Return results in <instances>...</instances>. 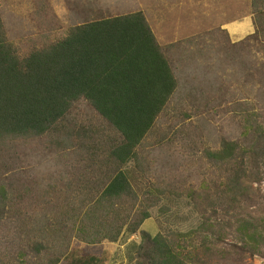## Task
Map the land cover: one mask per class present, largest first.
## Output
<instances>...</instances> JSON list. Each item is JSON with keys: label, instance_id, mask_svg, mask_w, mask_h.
<instances>
[{"label": "trees", "instance_id": "trees-1", "mask_svg": "<svg viewBox=\"0 0 264 264\" xmlns=\"http://www.w3.org/2000/svg\"><path fill=\"white\" fill-rule=\"evenodd\" d=\"M252 7L255 31L249 40L264 43V0H252ZM177 89L171 63L142 12L78 25L64 38L22 52L9 40L0 10V148L46 139L84 157L77 198H88L69 206L71 227H47L39 219L21 226L30 264H61L73 251V239L95 246L116 243L124 233L140 234L136 264L264 260V208L257 211V193L252 199L253 186L264 184L262 125L249 127L246 145L223 141L218 151H205L221 184L189 193L201 218L196 230L155 237L140 231L167 194L144 182L141 148ZM80 103L101 120L100 131L78 127L74 110ZM29 186L27 193L47 190ZM9 189L0 185V219L19 216L13 208L20 204L18 193ZM74 260L102 263L95 256ZM0 264L6 263L0 259Z\"/></svg>", "mask_w": 264, "mask_h": 264}, {"label": "rangeland", "instance_id": "rangeland-1", "mask_svg": "<svg viewBox=\"0 0 264 264\" xmlns=\"http://www.w3.org/2000/svg\"><path fill=\"white\" fill-rule=\"evenodd\" d=\"M0 8L9 40L22 52L64 38L78 25L136 12L145 15L171 63L178 89L141 148L148 176L144 182L167 194L140 231L155 237L196 230L201 218L189 193L221 184L205 151H218L223 141L246 145L252 137L249 127L264 126V43L249 40L252 27L242 36L225 28L254 15L252 0H0ZM74 117L78 127L100 131L101 120L84 103L76 106ZM6 145L12 149L0 148V185L18 193L15 200L20 204L13 208L20 211L15 219H0V259L30 264L21 226L39 219L43 226L71 227L66 219L69 206L88 198H77L84 157L50 146L46 139ZM36 184L47 190H39V195L35 188L25 191ZM253 188L252 199L257 193L261 211L264 184ZM140 242L139 233H124L116 243L95 246L78 245L73 239V251L61 264L88 256L101 264H136ZM253 262L264 264L260 258Z\"/></svg>", "mask_w": 264, "mask_h": 264}, {"label": "crops", "instance_id": "crops-1", "mask_svg": "<svg viewBox=\"0 0 264 264\" xmlns=\"http://www.w3.org/2000/svg\"><path fill=\"white\" fill-rule=\"evenodd\" d=\"M253 17L254 15H245L241 21H238L237 23H228L225 25V28L227 30L234 29L240 31L241 34H238V36H242V31L245 30V28L248 30L252 27L253 30L251 33H253L255 31L254 19H252Z\"/></svg>", "mask_w": 264, "mask_h": 264}]
</instances>
